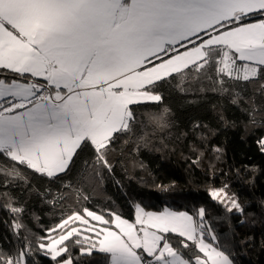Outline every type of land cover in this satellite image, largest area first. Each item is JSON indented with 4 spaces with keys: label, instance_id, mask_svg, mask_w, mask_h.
<instances>
[{
    "label": "snow or ice",
    "instance_id": "obj_1",
    "mask_svg": "<svg viewBox=\"0 0 264 264\" xmlns=\"http://www.w3.org/2000/svg\"><path fill=\"white\" fill-rule=\"evenodd\" d=\"M249 144L264 157V0H0V264H238L264 238V164L209 165L216 216L131 185L145 153L199 168Z\"/></svg>",
    "mask_w": 264,
    "mask_h": 264
},
{
    "label": "trees",
    "instance_id": "obj_2",
    "mask_svg": "<svg viewBox=\"0 0 264 264\" xmlns=\"http://www.w3.org/2000/svg\"><path fill=\"white\" fill-rule=\"evenodd\" d=\"M191 98V97H190ZM198 105H190L187 103H181L179 105L181 111L188 112L192 108ZM251 148V151L248 149ZM226 155L222 161H216L212 158L211 154L203 160L202 167H189L188 162L181 156L183 153L184 157L190 155L187 148L183 146L176 147L175 155L163 160H156L155 157L159 156V153L148 154L145 153L141 158L145 164L148 165L151 174H145L141 172L139 168L136 169L144 179L143 184H136L133 182L131 185L133 191L142 194L143 201L149 206V210H160L165 205L171 206L178 210H191L194 206L204 205L208 208L210 216H216L218 210L215 205L209 200L207 196V188L212 181L209 180L208 167L210 164H215L217 169H222L228 173V179L233 183H236V178L228 171L229 166H239L241 161L251 162L256 165L264 164V157L260 156L249 144L240 148L237 145H225ZM247 154V158L245 156ZM218 181L220 184L224 181V177L220 176L217 171ZM174 182V188L170 193H161L156 185L157 184H171ZM219 184H216L219 186ZM237 190V189H234ZM117 189L114 185L109 184L107 181L97 189V199L102 198L103 201L107 199V196H115ZM257 197L259 192H257ZM119 203H122L120 201ZM35 208V202L29 205ZM42 207V206H41ZM38 212V209H37ZM0 218H3V213H0ZM44 226H48L54 223V216L51 213H44L41 217ZM27 226L33 231L39 233L40 224L36 222L33 216L29 215L24 221ZM215 223V221H214ZM232 226H235V219L231 221ZM218 231L221 234L222 241L225 244L232 242V231L229 228V222L223 221L221 223H215ZM6 231L0 226V232ZM236 233L243 238L245 234H249V230L245 228L235 229ZM256 237L254 245L251 249H238L239 255L237 257L238 264H264V249L261 247V240L264 239L259 236V233H251ZM11 236V233H8ZM15 243V241H13ZM102 257H93L91 261L85 260L84 264H97L102 261Z\"/></svg>",
    "mask_w": 264,
    "mask_h": 264
},
{
    "label": "rangeland",
    "instance_id": "obj_3",
    "mask_svg": "<svg viewBox=\"0 0 264 264\" xmlns=\"http://www.w3.org/2000/svg\"><path fill=\"white\" fill-rule=\"evenodd\" d=\"M216 184H219L218 181H216Z\"/></svg>",
    "mask_w": 264,
    "mask_h": 264
}]
</instances>
